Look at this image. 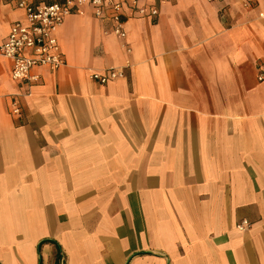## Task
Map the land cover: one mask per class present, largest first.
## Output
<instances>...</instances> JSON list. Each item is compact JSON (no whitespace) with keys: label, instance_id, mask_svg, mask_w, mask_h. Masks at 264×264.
Returning a JSON list of instances; mask_svg holds the SVG:
<instances>
[{"label":"crops","instance_id":"crops-1","mask_svg":"<svg viewBox=\"0 0 264 264\" xmlns=\"http://www.w3.org/2000/svg\"><path fill=\"white\" fill-rule=\"evenodd\" d=\"M111 1L126 39L86 8L60 70L0 57V264H264V0Z\"/></svg>","mask_w":264,"mask_h":264},{"label":"built area","instance_id":"built-area-1","mask_svg":"<svg viewBox=\"0 0 264 264\" xmlns=\"http://www.w3.org/2000/svg\"><path fill=\"white\" fill-rule=\"evenodd\" d=\"M173 0H158L164 5ZM216 2L219 0H208ZM254 0H246L245 6L250 7ZM133 8L141 17L156 18L159 15L157 8L140 6L138 1L132 3ZM18 7L24 12L22 20L12 24L7 42L0 47V57L12 62V79L19 83L33 84L39 80V76L33 75L37 68H46L56 72L66 65L65 55L59 39V31L65 19L71 14L84 15L86 8L92 9L93 16L102 21L114 23L113 34L124 40L127 33L122 21L123 4L111 0H64L53 4L36 3V0H20ZM264 19V14H260ZM128 52H131L128 49ZM125 73L122 70L110 69L105 72H94L91 79L106 85L110 82L122 79ZM258 79L264 81V65L261 66ZM13 116H19L22 112L18 102L14 101L10 106ZM250 227L244 221L239 227L246 230Z\"/></svg>","mask_w":264,"mask_h":264},{"label":"trees","instance_id":"trees-1","mask_svg":"<svg viewBox=\"0 0 264 264\" xmlns=\"http://www.w3.org/2000/svg\"><path fill=\"white\" fill-rule=\"evenodd\" d=\"M55 1L56 0H36V3H41V4H47V5H49V4L56 3ZM62 2H64V0L61 1L60 3H62ZM57 260H59V257H58Z\"/></svg>","mask_w":264,"mask_h":264},{"label":"rangeland","instance_id":"rangeland-1","mask_svg":"<svg viewBox=\"0 0 264 264\" xmlns=\"http://www.w3.org/2000/svg\"><path fill=\"white\" fill-rule=\"evenodd\" d=\"M61 1H63V0H56L55 2H61Z\"/></svg>","mask_w":264,"mask_h":264}]
</instances>
